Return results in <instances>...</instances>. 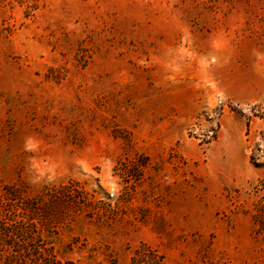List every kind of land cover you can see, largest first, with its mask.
Masks as SVG:
<instances>
[{
  "label": "rangeland",
  "instance_id": "obj_1",
  "mask_svg": "<svg viewBox=\"0 0 264 264\" xmlns=\"http://www.w3.org/2000/svg\"><path fill=\"white\" fill-rule=\"evenodd\" d=\"M262 131L264 0H0V220L58 258L264 264Z\"/></svg>",
  "mask_w": 264,
  "mask_h": 264
},
{
  "label": "trees",
  "instance_id": "obj_2",
  "mask_svg": "<svg viewBox=\"0 0 264 264\" xmlns=\"http://www.w3.org/2000/svg\"><path fill=\"white\" fill-rule=\"evenodd\" d=\"M248 126V125H247ZM264 139V131L261 132ZM253 160V156H250ZM254 164L256 163L253 160ZM33 218H15L9 221L0 220V235L15 254L10 253L2 264H76L70 259L58 258L49 236L38 231ZM37 230H35L34 228ZM15 240H22L23 245ZM15 258V259H13ZM131 264H164V257L157 250L143 247L138 248L131 258Z\"/></svg>",
  "mask_w": 264,
  "mask_h": 264
}]
</instances>
